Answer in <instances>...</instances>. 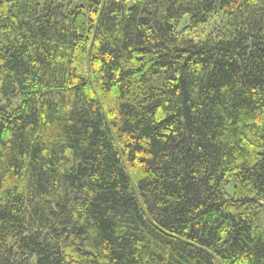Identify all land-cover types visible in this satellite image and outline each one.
<instances>
[{"label": "trees", "instance_id": "trees-1", "mask_svg": "<svg viewBox=\"0 0 264 264\" xmlns=\"http://www.w3.org/2000/svg\"><path fill=\"white\" fill-rule=\"evenodd\" d=\"M260 213L264 0H0V264H264Z\"/></svg>", "mask_w": 264, "mask_h": 264}, {"label": "rangeland", "instance_id": "rangeland-1", "mask_svg": "<svg viewBox=\"0 0 264 264\" xmlns=\"http://www.w3.org/2000/svg\"><path fill=\"white\" fill-rule=\"evenodd\" d=\"M184 23H185V20H183V21L180 23V26H179V27H181L182 24H184ZM211 27H212V23L210 22V23H209L208 25H206V26H201V27H199V29L197 30V35H193L192 33H188L187 36L190 37V38H193V39H195V40L201 39L202 36H203L202 30L205 29V30L208 32V31H210ZM20 101H21L20 98H13V97H12V100H11L10 105H11V106H15V105L18 104ZM9 107H10V106H8V108H9ZM233 182H234V180H233V179H230L229 183L224 184V185L221 187V189H222L225 193L231 195V194L233 193V184H234ZM256 224L259 225V226L264 230V213H260V214L258 215V217H257V219H256Z\"/></svg>", "mask_w": 264, "mask_h": 264}]
</instances>
